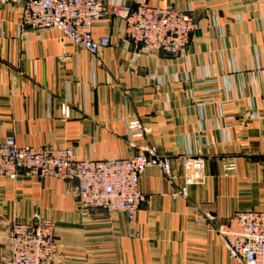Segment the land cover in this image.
Masks as SVG:
<instances>
[{"label":"crops","instance_id":"1","mask_svg":"<svg viewBox=\"0 0 264 264\" xmlns=\"http://www.w3.org/2000/svg\"><path fill=\"white\" fill-rule=\"evenodd\" d=\"M148 3L197 23L184 57L134 60L111 7L94 27L111 45L96 57L23 28L21 6L0 9V144L69 148L93 161L153 147L173 170L172 179L145 173L134 222L81 211L75 183L0 177V264L10 227L36 214L56 224L55 264H236L201 220L264 212V0ZM136 121L147 130L141 139L128 133Z\"/></svg>","mask_w":264,"mask_h":264},{"label":"built area","instance_id":"2","mask_svg":"<svg viewBox=\"0 0 264 264\" xmlns=\"http://www.w3.org/2000/svg\"><path fill=\"white\" fill-rule=\"evenodd\" d=\"M21 6V25L40 36L55 32L73 47L99 56L111 45L108 37L96 38L95 25L105 19L107 8L117 9L126 39L125 49L134 60L152 53L174 58L185 56L197 23L191 15L172 7L159 8L148 0H0V9ZM64 118H70L69 108ZM132 139L143 138L147 130L138 121L128 125ZM160 169L168 179L173 170L170 160L156 148L142 150L130 159L93 161L76 159L72 149L51 146L19 147L14 140L0 144V177L16 181L25 176L38 180H58L76 184L81 211L117 213L134 222L146 201L140 182L151 169ZM225 171H235L230 162ZM185 197L183 193L176 194ZM208 224L236 264H264V212H237L226 224L206 215ZM54 221L36 214L27 222L14 223L8 232L6 264H55L58 244Z\"/></svg>","mask_w":264,"mask_h":264}]
</instances>
